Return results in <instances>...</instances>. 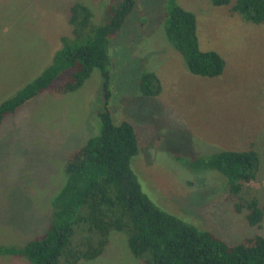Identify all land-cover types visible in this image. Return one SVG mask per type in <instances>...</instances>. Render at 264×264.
Here are the masks:
<instances>
[{"label": "rangeland", "instance_id": "rangeland-1", "mask_svg": "<svg viewBox=\"0 0 264 264\" xmlns=\"http://www.w3.org/2000/svg\"><path fill=\"white\" fill-rule=\"evenodd\" d=\"M74 1L88 4L95 21L104 24L109 7L119 0H0V103L49 65L60 38L71 34L67 17ZM166 1L135 0L108 49L110 116L114 124L131 123L139 142L132 170L158 208L227 244L264 236V219L259 228L250 226L245 212L235 211L223 176L195 164L206 155L253 148L260 163L250 191L264 204V23L245 21L230 14L229 5L214 6L210 0H176L196 16L200 49L217 52L225 62L218 77L196 76L166 37ZM148 72L162 83L156 97L140 92V77ZM67 75L62 73L53 86ZM103 89L95 70L76 91L48 90L4 116L0 244L22 246L49 228V200L63 183L67 156L101 130ZM0 264L29 263L2 255ZM80 264L141 260L129 252L126 236L114 232L102 256Z\"/></svg>", "mask_w": 264, "mask_h": 264}, {"label": "trees", "instance_id": "trees-1", "mask_svg": "<svg viewBox=\"0 0 264 264\" xmlns=\"http://www.w3.org/2000/svg\"><path fill=\"white\" fill-rule=\"evenodd\" d=\"M210 1L214 6L229 5L230 14L237 13L245 21L264 23V0ZM117 3L109 7L110 19L104 24L95 21L84 1L71 3L67 17L71 34L60 38L61 46L52 53L49 65L0 103L1 125L7 113H14L41 93H72L95 70L103 80L105 111L99 114L101 130L67 156L63 183L49 200V228L22 246L0 244V256H21L29 264H80L102 256L111 234L121 232L129 252L141 264H264L263 235L229 245L215 234L158 208L142 191L131 167L132 158L139 152L135 128L127 121L114 124L108 109V49L135 0ZM164 19L166 37L182 56L189 73L205 78L223 73L224 59L217 52L200 49L193 12L176 0H167ZM65 72V81L53 86ZM140 92L144 97L161 94L162 83L156 73L142 74ZM259 163L258 153L251 147L206 155L195 162L223 176L235 211H244L248 224L258 228L264 219V204L251 194L250 185L256 180Z\"/></svg>", "mask_w": 264, "mask_h": 264}]
</instances>
